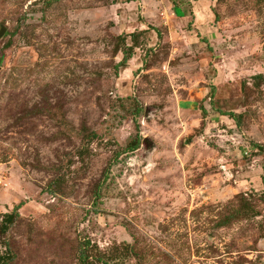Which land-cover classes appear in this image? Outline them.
Returning <instances> with one entry per match:
<instances>
[{"label":"rangeland","instance_id":"obj_1","mask_svg":"<svg viewBox=\"0 0 264 264\" xmlns=\"http://www.w3.org/2000/svg\"><path fill=\"white\" fill-rule=\"evenodd\" d=\"M132 2L0 0V264H264V0Z\"/></svg>","mask_w":264,"mask_h":264},{"label":"crops","instance_id":"obj_2","mask_svg":"<svg viewBox=\"0 0 264 264\" xmlns=\"http://www.w3.org/2000/svg\"><path fill=\"white\" fill-rule=\"evenodd\" d=\"M185 1L186 4L183 3L180 7V10L178 11L183 13L188 12L190 14V18H193V21L196 22L195 24L197 26L200 22L201 23H203L204 21L211 22L214 19L213 8H212L213 0H185ZM134 3L135 4L138 3L139 5H142L144 3V0H137ZM187 18L188 17H183L182 19H187Z\"/></svg>","mask_w":264,"mask_h":264},{"label":"trees","instance_id":"obj_3","mask_svg":"<svg viewBox=\"0 0 264 264\" xmlns=\"http://www.w3.org/2000/svg\"><path fill=\"white\" fill-rule=\"evenodd\" d=\"M130 1H137V0H130ZM159 34V33H158ZM131 58V55H130V57L129 56H125L124 57V60L119 64V66L120 67H125L126 65H127V63H128V61H129V59ZM258 78H262V76H260V77H258ZM225 116H229L232 120H234L236 123H237V118H236V116H234L233 114H224ZM139 142L137 141V142H134V143H132V145L131 146H129L128 147V149H129V151L130 152H135V151H137L138 149H139ZM20 207H21V205L20 206H17L16 208H15V210H16V212H17V210L18 209H20ZM15 212V213H16ZM15 213L14 214H9V215H6L7 216V223H12V220H13V218H14V215H15Z\"/></svg>","mask_w":264,"mask_h":264},{"label":"water","instance_id":"obj_4","mask_svg":"<svg viewBox=\"0 0 264 264\" xmlns=\"http://www.w3.org/2000/svg\"><path fill=\"white\" fill-rule=\"evenodd\" d=\"M4 34H5V30H1V31H0V38H2ZM0 69H1V68H0Z\"/></svg>","mask_w":264,"mask_h":264}]
</instances>
